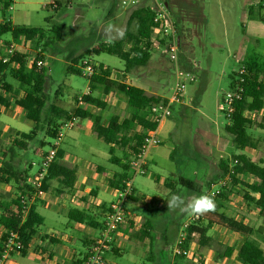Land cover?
I'll return each mask as SVG.
<instances>
[{"label": "rangeland", "instance_id": "rangeland-1", "mask_svg": "<svg viewBox=\"0 0 264 264\" xmlns=\"http://www.w3.org/2000/svg\"><path fill=\"white\" fill-rule=\"evenodd\" d=\"M51 1L53 0H0V21L13 18L12 22L17 26L47 29L46 35L49 39H47L46 48L43 47L42 42L37 45L27 43L26 47L29 50L39 48L41 52L43 51L41 61L47 71L44 96L48 106L53 104L74 115V108L77 105L74 95L85 92L90 82L85 77L69 74L68 66L73 59L77 58L74 67L82 71L81 59L87 58L92 63L107 64L113 77L121 78V74L117 73L121 69V60L107 54L94 55L91 49L97 44H107L104 29L109 23L123 29L126 28L130 9L122 8L119 0H58L60 6L54 11L48 5ZM165 1L168 3L169 14L174 19H178L177 29L187 41L184 45L183 40L185 39H181L179 66L181 67L182 63H187L190 59L191 72L195 81L185 90V106H176L170 118L165 120L158 131L161 143L147 151L149 156L146 160L149 164L146 173L144 175L135 174L134 168L131 167L127 174L132 179V185L144 194L164 195V192H159L155 188V180H159L167 184L172 191L171 195H178L187 202L190 200L189 196H200L209 189H218V184L213 180L215 177L214 163L219 160V156L223 159H231L233 155L240 153L232 137L225 130L228 123L223 113L225 106L220 97L227 91L232 73L237 72L243 63H252L261 71L259 78L264 81V0ZM222 21L226 23L224 27ZM50 29H53V32ZM135 29L136 25L132 22L131 32ZM0 39L2 40L0 53H2L7 43L10 42L11 34L4 33ZM151 56L153 60L147 66L134 67L130 70L134 74L133 80H139L142 74H145L150 83L156 84L146 85L147 88H151L156 94L165 95L173 81L171 67L167 65V61L158 50L152 49ZM154 63L157 65L156 70L152 67ZM162 70L165 74H161ZM7 82L18 90L19 86L15 81L7 78ZM101 95H103L102 91ZM115 112L122 113L120 108ZM46 118L52 119L53 117L46 116ZM258 118L260 120L261 115ZM46 122L47 120L36 132L35 139L27 142L25 150H16L18 155L16 161L20 168L28 169L27 175L31 185L52 143L45 137ZM0 124L2 125L0 128L1 160L2 152L13 144L14 139H20V133H29L33 129V123L25 118L21 110L15 108L0 117ZM86 124L90 130L93 128L91 119L88 122L83 121L80 132L85 129ZM257 128L264 130L254 124L252 130H248L247 133L254 138ZM80 132L73 130L76 134ZM70 133L72 131L65 132L64 138L62 135L65 150L73 144L69 140V136L73 133ZM80 140L81 144L88 142L83 136ZM40 143L47 144L42 146ZM92 144L97 145L96 147L104 153V159L91 156L89 160L106 165L108 147L102 141ZM86 148V145L71 148L70 154L64 155L63 163L69 167H74V163L77 162L89 163L87 161L89 153ZM114 154L122 157L123 151L117 148ZM242 154L247 155V152H242ZM252 158L264 160V140L257 142V150ZM127 162H131V158L127 159ZM179 178L192 183L195 190H188L181 186L178 183ZM56 186L55 181H52L45 195H58L55 192ZM14 191L13 184L0 183V200L14 195ZM224 207L231 214H235V218L245 217L247 224L253 230L258 227L264 229V215L257 214L252 206H248L238 196L231 195ZM189 218L190 215L186 213L175 212L173 214L169 209L159 218L165 229V232L160 233L164 234L167 246L173 255L176 254L175 245L178 237L176 231L170 226L171 220L183 222ZM215 234L224 235V232L220 230ZM251 237L264 249V241L259 235L253 233ZM224 238H226L225 235ZM232 241H234V247H237L241 240L237 237ZM191 242L190 248L184 253L185 258L178 260V264H241L235 255L225 260L218 258V252L223 251L225 244H221L222 246L213 244L208 251L216 255L211 260H206L200 257V251L195 250L197 240L194 239ZM167 252V249L162 250L160 255L154 252L153 264H170Z\"/></svg>", "mask_w": 264, "mask_h": 264}, {"label": "trees", "instance_id": "trees-1", "mask_svg": "<svg viewBox=\"0 0 264 264\" xmlns=\"http://www.w3.org/2000/svg\"><path fill=\"white\" fill-rule=\"evenodd\" d=\"M152 16L153 12L148 8L132 9L125 28V36L111 45L97 44L93 46L91 52L94 55L107 54L117 57L124 64V72H128L134 67H144L150 58V46L153 44L154 33L150 21ZM132 22L136 25L134 32L130 30ZM50 30L53 32V29ZM4 33H10L14 39H24L36 45L42 42L44 48H46L47 39H49L44 29L16 26L6 21L0 24V36ZM40 59L42 60V56ZM76 63L77 58L72 60L67 72L85 77L81 70L74 68ZM243 66L245 67V74L242 76L241 99L234 102L233 111L230 114L223 111L228 122L225 130L232 137V141L239 151L246 148H255V141L247 133L254 122L251 118H247L245 113L256 115L264 107V82L259 78L261 71L252 63H244ZM183 69L189 71L185 67ZM93 70L89 80L101 85L105 95L118 93L124 96L126 105L131 111L129 118L120 121L117 116H112L104 126L101 125L100 119H95L92 128L93 134L110 146L108 149L109 163L121 170V173L117 175L119 182L116 183L104 174L105 178L108 179V185L111 188L121 190L123 183L129 180L127 176L129 170L127 159H133L140 152L146 133L157 128L156 122L149 117L148 119L141 117L140 113L147 111L152 105L163 102L164 99L160 96L149 95L138 87L125 84L122 80H113L111 71L102 65L94 67ZM7 78L18 84L19 89L22 91L21 97L17 98L12 92L10 84L6 82ZM46 81L47 71L44 64L41 67L33 65L30 69H27L26 57L19 52H15L7 63L0 60V108L17 106L24 111L25 118L33 123V129L29 133H20V139H14L13 144L2 152L0 160V183L15 186L14 195L0 200V227L3 230L0 236V259L5 250V242L9 233H15L19 243V247L14 248L13 251L24 253L31 238L36 234L39 226L42 225V218L32 203V196L37 190L46 192L50 187V183L55 181L57 184L55 192L58 195L67 194L73 189L77 179L75 167H69L63 163L64 152L61 149L56 150L55 157L41 180L39 189L31 185L28 180V169L20 168L16 161L18 157L16 150L27 148V142L35 139L36 132L45 120H47L45 137L52 141L57 137L62 124L72 116L53 104L48 106L44 96ZM235 83L234 73L229 89H232ZM75 102L77 103L76 98ZM82 103L96 108H103L105 105L90 95H84ZM73 114L79 118H90V115L82 108H76ZM46 116H52L53 118L49 119ZM135 127L139 128V131H133ZM129 131L132 132L131 135L126 136ZM129 140L132 141L131 144H128ZM40 144L44 146L47 143ZM117 147L122 149V157L114 155ZM231 164L233 174L230 176L229 186L224 187L220 194L214 197L216 210L199 217L195 216L196 219L185 230V238L182 244L178 245L175 260L183 259L190 242L194 239L197 240L200 247L210 248L213 244L222 246L213 242L206 235L211 226L217 225L244 238L241 246L235 252L236 258L242 264H264V249L254 242L251 237L255 233L264 241V229L258 227L253 230L244 220L231 218L221 212L230 196L236 195L248 206L258 210L260 215H264V166L262 162L252 161L243 154L233 155ZM223 167L226 168L225 165ZM226 172L224 170L222 176ZM246 177L250 178V183L245 181ZM178 183L188 190H195L189 181L179 178ZM78 214L79 217H77ZM69 218L76 222H85L84 214L76 210L69 212ZM233 253L234 248L225 245L223 251L218 252V258H228Z\"/></svg>", "mask_w": 264, "mask_h": 264}, {"label": "crops", "instance_id": "crops-1", "mask_svg": "<svg viewBox=\"0 0 264 264\" xmlns=\"http://www.w3.org/2000/svg\"><path fill=\"white\" fill-rule=\"evenodd\" d=\"M165 2H166V6H168L167 1ZM48 5L52 8V10L54 9L55 11V7H57L56 8L57 10L60 6V3L58 2V0H53ZM175 19L176 21L178 20L177 18ZM4 21L6 20L2 19L0 21V24H2ZM12 21L13 18L11 20L9 19L6 22H10L12 25H15L13 24ZM225 25L226 23L222 21V26L224 27ZM26 27H30V26H26ZM31 28H36V27H31ZM44 30L46 34L47 29ZM178 37L180 41V46H181V39H185L183 40V44L185 45L187 42L186 37L182 35L179 29H178ZM1 41L2 40L0 39V42ZM19 43L21 45H19ZM27 43H32V42L26 41L24 39H14L11 36L10 42L7 43V46L13 44L15 46V52H19L25 55L26 67L27 69H30L29 61L31 60L33 53L39 50L41 56H43L44 54L41 52V49L39 48L34 50L27 49L26 47ZM2 53H0V56ZM150 53H152V50H150ZM84 60H89V59L87 58L81 59V63ZM151 60H153V57L150 54L148 63L145 66H147L151 62ZM188 62L183 63L181 67L182 68L185 67L187 70L191 71L192 63L190 59H188ZM92 65H102L104 68L111 71L110 67L107 64H103L102 62H95L92 63ZM167 65H169L168 62ZM242 65H244V63ZM152 67L154 70H156L157 69L156 63L152 64ZM74 68L78 69L76 67ZM120 68H121L120 71L118 70L117 73L121 74L122 77L119 79H115L111 71V78L113 80H117V81L122 80L125 84L138 87L144 90L149 95H156V96L158 95L161 96L163 99L167 96V93L165 95H159L152 92L151 88H147L146 85L152 86L153 84L154 85L156 84L150 83V81L147 79V76H145V74L144 75L142 74V77H140L139 80L138 79L133 80L134 78L133 72H131L130 70L128 72H124L123 62ZM160 72L161 74H165L164 70ZM234 73L235 72H233L232 74ZM85 78L89 80V77L87 75H85ZM89 82H90V86L87 87L85 92L74 95L76 96L74 98L77 99V105L75 106L74 110L76 108H82L85 110V112H87L90 115V118L77 117V122L75 126L76 128L65 132L72 131L73 133V130H79L80 132V129L82 127V122L83 121L88 122V120L90 119L93 121V123L95 119H100L101 125L104 126L112 116H117L120 119V121L130 117L131 111L126 105L124 96L118 93H110L109 95H105L103 91V87L101 85L95 84L90 80ZM231 82H232V76L229 80L227 91L229 90ZM10 86L12 92L17 96V98L22 96V91L19 88L17 90L13 88L11 84ZM101 91L103 92V95H101ZM84 95H90L92 98L103 102L105 105L103 106V108H96L93 106L86 105L84 103L78 104V98L80 97L82 100V97ZM103 96H105V98ZM222 96L220 97V99L222 98ZM176 106H181V107L185 106L184 97L182 103L179 105H174L172 107V110ZM15 108L21 110L24 113V111L18 108L17 106H12L10 108H0V117L2 115L4 116L5 112L13 110ZM119 108L122 111V113L115 112L116 110H119ZM64 111L70 114L69 111L67 110ZM259 115H261L260 120H258ZM140 116L146 119H148L149 117L147 111H142L140 113ZM245 116L247 118H251L254 124H256L259 128L264 129V107L258 114L254 115L256 118L251 116L250 113H245ZM164 122L165 120L157 127L156 130L157 136H158V131L162 128ZM1 126L2 125L0 124V128ZM252 128L253 126L249 130H252ZM133 131H139V128L135 127L133 128ZM131 133H132L131 131L127 132L126 136H130ZM82 136L88 142L81 144L80 139ZM63 138L61 144H59L60 147H58V149H61L64 152L65 156H68L70 154L71 148L78 145L80 146L86 145L87 147L86 150L89 153V158L87 160L89 163L87 164H85V162L74 163V167L76 168L77 179L75 181L73 189L69 193L62 195H45L47 193L46 191L44 192L43 195L32 196V203L35 205L37 213L42 218L43 221L42 225L39 226V228L36 231V234L31 238L29 246L26 249V251L24 253H20L17 251L8 252L3 260V264H81L82 260L87 254V250L89 246L91 245L93 240L98 238L101 234L104 221L109 211V206L112 202L117 200V195H116L117 189L111 188L108 185V179L105 178L104 174L108 175L109 179H113V181L116 183L119 182L117 175L121 173V170L118 167L111 165L109 163V158H110L109 153H108V158L106 159L105 162L106 165L99 164V162L96 163L91 162L89 160L91 156L96 158L102 157L104 159V153L96 147L97 145L92 144L93 142L96 143V141H102V140L97 138L93 134L92 129L90 130L87 124L85 129H83V131H81L78 134L73 133V135L69 136V140H71L73 144L68 146V150H65L63 148ZM252 139L255 141V148L254 149L246 148L243 151H239L237 149L240 152L238 154H242V152L246 151L247 155L245 156L250 158L252 161L262 162V165L264 166V160L262 158H258L257 160H254L252 158L253 153L256 152L257 150V142L264 140V130L262 131L257 128L255 131V137L254 138L252 137ZM131 143L132 141H130L128 144ZM106 146L109 149L110 146L109 145ZM117 148H115V150ZM148 156L149 154L147 153L146 159ZM148 164L149 163L146 160V168L148 167ZM224 165L226 168L223 167ZM230 166H232L231 159H223L222 156H219V160L216 163H214L215 177L213 182L217 183L222 177L226 176V175L222 176L223 171L224 170L227 171L228 167ZM130 168L131 166H129V169ZM129 180L132 183V179L130 177ZM155 181H156L155 188L159 192L160 191L164 192V195L144 194L143 192L138 191L137 188H135L132 185V194L124 202L123 219L112 236V241L109 248L104 253L105 264H144L145 262L148 264H153L155 258L154 252L158 253L157 255H160L161 251L165 249L168 250L167 253L169 256L170 264H178V262L180 261L174 259L175 255H173L171 250H169L164 234L160 233V232H165V229L162 227L159 218L168 210L167 204L170 197L172 196L171 195L172 191L169 189L167 184L161 183L159 180H155ZM245 181L247 183L251 182L249 177H246ZM209 190H207L204 194H206ZM191 198L192 197L190 196L188 197V199ZM253 209L255 208L253 207ZM71 210H76L79 213L84 214L85 222H76L71 220L69 218V212ZM255 211L257 212V214H259L258 210L255 209ZM175 212L179 213L181 211L177 209ZM175 212L172 213L174 214ZM221 212H224L227 216L231 218L237 220H244L246 222L245 217L240 216L239 218H235L236 217L235 214H231V212L226 210L225 207L221 209ZM79 216L80 215L78 214L77 217ZM192 218L193 216H190L189 220L183 222L181 221L178 222L177 220L174 222V220H171L170 226L173 230L176 231L177 237L183 231V227L185 224L187 223L191 224ZM220 230L224 232L226 238H224V235L215 234ZM2 231L3 230L0 227V236L2 234ZM206 235L215 243L225 244L229 247H233L234 253L232 255H235L236 250L241 246L242 242L244 241V238H242L241 236L237 234H233L232 232L227 231L217 225L211 226L207 231ZM237 237H240L241 241L239 242L237 247L236 246L234 247V241L232 240L236 239ZM191 243L192 242H190V244ZM190 244L188 248H190ZM208 249L209 247H200L197 242L195 250L200 251L199 253L200 257L205 258L206 260H211L216 254L212 251H208ZM191 256L192 255H190V257ZM228 258L224 257L221 259L225 260Z\"/></svg>", "mask_w": 264, "mask_h": 264}, {"label": "built area", "instance_id": "built-area-1", "mask_svg": "<svg viewBox=\"0 0 264 264\" xmlns=\"http://www.w3.org/2000/svg\"><path fill=\"white\" fill-rule=\"evenodd\" d=\"M119 4L122 8H129L130 11L135 8H148L153 12L151 17V24L153 26V44L150 46V50H158L161 55L164 56L165 60L171 67L173 81L168 88L167 96L164 101L152 105L148 110V116L154 122L157 123V127L164 120L169 118L172 114V107L174 105H179L183 101L185 90L187 86L191 85L195 81V77L191 71H186L179 66V52H180V41L178 37V29L176 25V19H174L168 12L165 0H119ZM15 53V46L10 44L5 47L3 53L0 56V60L7 63L10 58ZM41 53L39 50L35 51L31 57L30 68L35 65L36 67H41L43 65L41 59ZM98 67V65H92L90 60H84L82 62V70L85 75L90 77L93 74V68ZM245 74V67L242 65L237 72H235V86L232 89L226 91L221 102L225 106V113L230 114L233 111V104L235 101L241 99L242 88L241 84L243 82V75ZM78 104H82V100L78 98ZM77 122V117L72 115L71 118L64 122L60 127L57 137L52 140L48 151L42 159L41 166L37 172L36 179L33 181L32 185L39 189L41 185V180L50 164L52 163L56 150L59 147L60 140L65 131L72 130L75 128ZM157 128L154 131H148L143 139L142 145L140 147V152L131 159L130 166L134 168L135 174L144 175L146 173V154L147 151L161 143L159 137L156 133ZM232 165V164H231ZM233 174L232 166L228 167L226 176L222 177L218 182V189L209 190L206 194H214V197L219 195L224 187H227L230 183V176ZM36 195H43L44 192L37 190ZM132 194V183L127 180L123 183V188L117 190V200L112 202L109 206V211L107 217L104 221L101 234L98 238L93 240L91 245L87 250V254L82 260L81 264H105L104 253L109 248L112 236L117 230L119 224L121 223L124 215V202ZM196 217L193 216L192 221ZM192 223V222H191ZM190 223H187L183 227V231L179 234L176 243V253H178V245L182 244L185 238V230L188 228ZM19 243L17 241V236L15 233H9L8 238L5 242V250L0 259V264H3V260L6 254L13 251L14 248H18ZM175 254V253H174Z\"/></svg>", "mask_w": 264, "mask_h": 264}, {"label": "clouds", "instance_id": "clouds-1", "mask_svg": "<svg viewBox=\"0 0 264 264\" xmlns=\"http://www.w3.org/2000/svg\"><path fill=\"white\" fill-rule=\"evenodd\" d=\"M106 43L111 45L117 38H123L126 34L125 29L109 23L105 29ZM115 33V35H113ZM167 207L170 211L175 212L179 209L181 212L190 216L199 217L208 212H214L216 210V203L214 194L193 196L190 200L185 202L180 196L172 195L168 201Z\"/></svg>", "mask_w": 264, "mask_h": 264}]
</instances>
